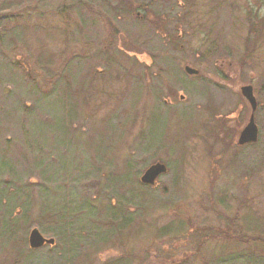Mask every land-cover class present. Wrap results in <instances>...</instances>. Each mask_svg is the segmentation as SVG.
<instances>
[{
  "label": "rangeland",
  "instance_id": "1",
  "mask_svg": "<svg viewBox=\"0 0 264 264\" xmlns=\"http://www.w3.org/2000/svg\"><path fill=\"white\" fill-rule=\"evenodd\" d=\"M0 264H264V0H0Z\"/></svg>",
  "mask_w": 264,
  "mask_h": 264
},
{
  "label": "water",
  "instance_id": "2",
  "mask_svg": "<svg viewBox=\"0 0 264 264\" xmlns=\"http://www.w3.org/2000/svg\"><path fill=\"white\" fill-rule=\"evenodd\" d=\"M184 72L188 75H197L198 71L185 66L183 68ZM240 93L242 97L248 102L250 107V116L248 122L240 131L237 145L242 146L244 144L256 143L258 139V129L254 123L253 113L256 110L257 104L253 96L252 87L250 85H244L240 87ZM183 97H180L182 99ZM166 172V167L164 164L156 162L150 165L139 178V182L143 185L153 186L159 176ZM54 244L53 238H45L40 234L37 228H33L29 231L27 236V245L30 249H39L45 245L52 246Z\"/></svg>",
  "mask_w": 264,
  "mask_h": 264
},
{
  "label": "trees",
  "instance_id": "3",
  "mask_svg": "<svg viewBox=\"0 0 264 264\" xmlns=\"http://www.w3.org/2000/svg\"><path fill=\"white\" fill-rule=\"evenodd\" d=\"M185 1H187V0H185ZM23 216H24V217H21V220H27V215L24 214ZM57 216H58V215H57ZM67 216H68V215H67ZM19 220H20V219L18 218L17 221H16V224H17V222H19ZM58 220H60V221H64V217H59ZM66 221H69V219H66L65 222H66ZM14 226H15V225H14ZM103 241L106 242V240H103ZM55 243H56V242H55ZM54 245H56V244H54ZM33 252H36V251H33Z\"/></svg>",
  "mask_w": 264,
  "mask_h": 264
},
{
  "label": "bare ground",
  "instance_id": "4",
  "mask_svg": "<svg viewBox=\"0 0 264 264\" xmlns=\"http://www.w3.org/2000/svg\"><path fill=\"white\" fill-rule=\"evenodd\" d=\"M44 237V236H43ZM46 238V237H45ZM46 246H48V245H46ZM53 246V245H52ZM52 246H48V247H52Z\"/></svg>",
  "mask_w": 264,
  "mask_h": 264
}]
</instances>
